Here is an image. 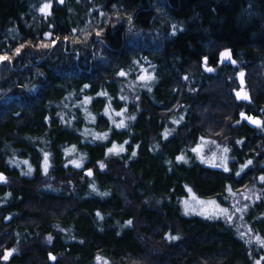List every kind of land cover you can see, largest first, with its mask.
Segmentation results:
<instances>
[{
    "label": "trees",
    "instance_id": "trees-1",
    "mask_svg": "<svg viewBox=\"0 0 264 264\" xmlns=\"http://www.w3.org/2000/svg\"><path fill=\"white\" fill-rule=\"evenodd\" d=\"M45 2L0 0V53L26 45L0 64V257L16 249L0 264H254L264 198L244 211L252 231L243 238L223 214L184 205L194 196L228 209L253 183L264 197V127L240 116L264 120V0H51L50 14L39 11ZM56 37L53 48L28 43ZM224 48L236 64L220 63ZM141 66L156 76L150 91ZM240 85L249 100L237 99ZM201 137L229 149L230 171L192 152ZM111 142L125 151L106 155Z\"/></svg>",
    "mask_w": 264,
    "mask_h": 264
},
{
    "label": "snow or ice",
    "instance_id": "snow-or-ice-1",
    "mask_svg": "<svg viewBox=\"0 0 264 264\" xmlns=\"http://www.w3.org/2000/svg\"><path fill=\"white\" fill-rule=\"evenodd\" d=\"M59 3H61V4L64 3V0H59ZM50 8H51V0H47V2H45L39 8V11L42 12V13H45V14H50V12H49ZM129 20H131V18H129ZM72 31L73 32H76L77 29H72ZM130 31H131V29H130ZM173 32H175V26H173ZM100 34H101L100 31H97L95 33L96 36H100ZM52 35H53L52 32H46V33H44V36H46V37H52ZM84 35H85V40H80L79 38H77L76 40L73 41V43H84V42H86V39L88 37H90L92 35V33H84ZM60 39H61L60 37H56L54 39H51V43H45L42 40L39 43L35 44V45H32L31 42H28V43H29V46H32V47L45 48V49H47V48H53V47H55L57 41L60 40ZM69 39H70V37H68V36L63 37V40L64 41H68ZM25 46H26L25 43H20L19 46H17L14 50L11 49V48H9L8 50H5L2 53H0V64H4L6 62H8V63L12 62L14 56H20L21 55L22 50L25 48ZM219 55H220V63H224L226 60H230L232 64H236V60L232 59V50L231 49L224 48L220 52ZM202 59H203V63H204L205 69L208 72L215 71L214 68L208 67V61H209V57L208 56H204ZM135 63L139 64V61H136ZM141 67L143 69V74L139 75L137 77V79L139 81H142L143 82L142 83V86L148 88L149 91H150L151 90L150 89V83L156 79V76H155L154 73H149L148 72V69L143 68V66H141ZM40 75H43V73H41ZM117 75H119L121 77H127L129 75V73L126 72L124 69H121L117 73ZM239 76L241 78V84H243L244 72L241 71L239 73ZM184 79H188V77L185 76ZM37 87H38L37 85H33L32 86V89H30V91L31 90H35ZM87 87H88V85H85V88H87ZM98 95L104 96V95H107V94L104 93V92H101ZM236 97H237V99H243V100H249L250 99V97L248 96L247 92L243 91V89H241V90H239V91L236 92ZM91 99H92L91 97H85L84 100L82 101V104L90 103L91 102ZM120 99H125V97L121 96ZM137 99H139V97H137ZM125 110L126 109H121V112L120 113H117V115H122ZM261 111H264V110H261ZM104 114L105 115H109V112H108L107 109L105 110V113ZM240 116H241L242 119H247L249 122H251L254 125H257L258 127H264V120H261L257 116H249V115H247L244 112H241L240 113ZM73 119H75V118H73ZM94 119H95V117H93V120ZM132 119H135V117H132ZM174 122L175 123H179L178 120L177 121H174ZM237 123H239V121H237ZM116 127L117 128H124V127H126V124H125L124 120H120V122L116 124ZM168 135H169V132L166 131L165 134H164V138L167 139ZM95 139H104V140H107L108 139V134L107 133L96 134ZM200 139L202 141L204 140L203 137H201ZM111 143H112V146L109 147V148H107L106 155H120V153H122V152L125 151V148L123 147V145L117 146V144L115 142H111ZM124 143L127 144L128 141H125ZM236 143L237 144H242L243 141H236ZM137 147H139V145H137ZM73 149H75V146H73ZM228 151H229V149L227 147H224L223 148V152L224 153H227ZM192 152L200 153L201 152V145L198 144L196 147H194L192 149ZM131 155L132 156H135L136 155V152L133 151L131 153ZM48 158H49V153L45 152L44 153V160H43V169H44L45 174H47L48 167H49ZM200 158H201L202 162H208V161L205 160V158L203 156H201ZM176 159L183 161V160H185V156H184V154H181L180 156H177ZM215 159H216V153H213L212 154V160L214 161ZM221 159H223L224 163L223 164H217L215 166H217V167H223L226 172L230 171V169L227 167V157L224 156ZM69 162L70 163H75L74 161H69ZM24 163L27 164L28 162L25 161ZM253 163H254V161L252 159H248L244 164H241L240 165V171L236 172V176H240L241 175V172H243L245 169L249 168V166L253 165ZM75 166L77 168H80L83 165H82V163H75ZM99 166H100L101 169H103V168L106 167V165L103 162H101L99 164ZM29 171H31V168H29ZM262 171H264V170H262ZM86 175L92 176L93 175L92 169H87ZM257 179L259 180V182L262 185H264V174H261ZM0 182H4V183L7 182V177L2 172H0ZM48 187H51V185H48ZM93 189L95 190V186H93ZM227 191L228 192H232V188H231L230 185L228 186ZM262 191H264V190H262ZM189 192H191V189H189ZM103 195H107V193H103ZM233 195H235V193H233ZM224 198L227 199V197H224ZM255 198L257 200H260V199H262L264 197H262L261 194H256ZM244 199L247 200L248 199V196H244ZM187 203L188 202L185 201V204H186V214L189 213V209L187 207ZM199 203L201 205H204L206 202L205 201H199ZM209 203L215 204V201H211ZM237 203H239V201ZM248 207H249L248 204H244L243 207H235L234 212L233 211H230L229 209H226V208H220L219 209V212L225 216L226 222H232L233 216H234L235 212L243 213L245 210L248 209ZM191 210L194 211L195 209H191ZM201 214H204V213H201ZM97 215L99 216L100 214L97 213ZM5 219H11V217L10 216L9 217H5ZM127 224L128 225H131L132 224V221L131 220L127 221ZM251 231H252V229L249 228V232H251ZM247 235H248V233H241L242 238L244 236H247ZM49 239H51V237H49ZM166 239L168 241H173V240L180 239V237L179 236L171 235L169 233V234H166ZM255 240H256V243L261 246L260 250L261 251H264V235L256 234ZM248 243L251 244L252 243V240L249 239L248 240ZM14 251H16V249H5L4 250V254H3L2 257H0V259L8 260L9 257L12 255V253ZM250 255H251V253H250ZM49 258L52 261H56V259H57V257L55 255H53L52 253H49ZM97 259L99 260L101 258L100 257H97ZM254 264H264V255L259 256V258L254 261Z\"/></svg>",
    "mask_w": 264,
    "mask_h": 264
},
{
    "label": "rangeland",
    "instance_id": "rangeland-1",
    "mask_svg": "<svg viewBox=\"0 0 264 264\" xmlns=\"http://www.w3.org/2000/svg\"><path fill=\"white\" fill-rule=\"evenodd\" d=\"M238 72H240V70L238 71ZM237 72V73H238ZM141 74H143V72L141 73ZM140 74V75H141ZM235 78H236V76H235ZM237 80H239V79H237ZM239 83V82H238ZM244 87H243V85H240L239 87H238V89H237V91L240 89H243ZM237 91H235V92H237ZM244 91V90H243ZM199 145H201V152L200 153H197V155L199 156V155H201L202 156V153H206V152H208V158L206 157V155H204V158L206 159V161H208L213 167H216V168H218L217 166H215V165H217V164H223L224 163V161H223V159H221L222 157H224L225 156V154H224V152L222 153V151H223V149L222 150H218V151H215V148L214 147H217V146H219V147H221V148H223L222 146H220V145H214V144H212L211 142H210V144H209V141L207 140V139H204L203 141H201V142H199L198 143ZM197 144V145H198ZM196 145V146H197ZM195 146V147H196ZM210 152V153H209ZM194 153H196V152H194ZM213 153H216V159L213 161L212 160V154ZM201 156H199V157H201ZM205 163H207V162H205ZM24 167H26V168H28V166H27V164L25 163V165H24ZM253 186H250V185H243L242 187H240V188H238L236 191V193H235V195H230L231 196V198H229L230 199V206H229V210L230 211H233L234 212V210H235V207H243V205L244 204H248V205H251L252 204V202H254V201H258L256 198H255V196H256V194H261V191L260 190H257V189H255V184L253 183L252 184ZM264 192V191H263ZM244 196H248V199L247 200H245L244 199ZM188 201V203H187V207H190L191 209H195V211H200V212H205V213H207L208 215L209 214H213V215H221L220 214V212H219V207H218V205L214 208H212V205H213V203H209V202H211L212 200H209V201H207V200H201V199H196L194 196H191V197H189L188 199H187ZM199 201H205L206 203L204 204V205H201L200 203H199ZM239 201V203H237ZM189 205V206H188ZM214 205H216V204H214ZM184 206H186V205H184ZM218 208V209H217ZM244 213V212H243ZM243 213H240V212H235V214H234V216H233V222L237 225V226H240V228H241V230H243V232L245 233V232H247L248 230H249V226H247V224H246V222L244 221V218H243V216H244V214ZM2 254H4V252L2 253ZM3 256V255H2Z\"/></svg>",
    "mask_w": 264,
    "mask_h": 264
},
{
    "label": "water",
    "instance_id": "water-1",
    "mask_svg": "<svg viewBox=\"0 0 264 264\" xmlns=\"http://www.w3.org/2000/svg\"><path fill=\"white\" fill-rule=\"evenodd\" d=\"M225 62H231V61H230V60H226ZM225 62H224V63H225ZM242 71H243L244 74H245V71H244V70H242ZM240 72H241V71H240ZM240 72L237 73V75H236L237 78H240V76H239V73H240ZM240 79H241V78H240Z\"/></svg>",
    "mask_w": 264,
    "mask_h": 264
}]
</instances>
